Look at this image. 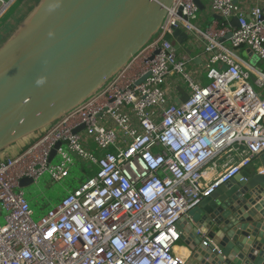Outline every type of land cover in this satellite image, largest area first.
<instances>
[{"label": "built area", "instance_id": "1", "mask_svg": "<svg viewBox=\"0 0 264 264\" xmlns=\"http://www.w3.org/2000/svg\"><path fill=\"white\" fill-rule=\"evenodd\" d=\"M15 1L0 0V18ZM209 8L220 20L202 32L195 0H174L124 68L21 154L0 159V264H188L178 223L221 185L245 180L264 154V70L237 55L247 49L264 65V3L248 14L235 0ZM175 28L203 42L207 84L187 71ZM172 77L187 95L178 104L166 92ZM75 161L94 174L35 221L20 181L59 182Z\"/></svg>", "mask_w": 264, "mask_h": 264}, {"label": "water", "instance_id": "2", "mask_svg": "<svg viewBox=\"0 0 264 264\" xmlns=\"http://www.w3.org/2000/svg\"><path fill=\"white\" fill-rule=\"evenodd\" d=\"M173 1L41 0L0 47V153L101 89L155 36ZM171 39L182 47L189 35L175 28ZM259 163L264 171V154ZM241 178L178 223L188 264H264V173Z\"/></svg>", "mask_w": 264, "mask_h": 264}, {"label": "crops", "instance_id": "3", "mask_svg": "<svg viewBox=\"0 0 264 264\" xmlns=\"http://www.w3.org/2000/svg\"><path fill=\"white\" fill-rule=\"evenodd\" d=\"M19 1L25 2L26 0H16L13 5H15ZM27 1H29V6H28L29 11H33L37 7V5L39 4V2L41 0H27ZM199 1H200V7L202 8V10H198L197 19L193 23L202 32H205L208 28H210L211 26H214L215 21H219L220 19L218 16H216L210 12L209 0H199ZM235 1H236V4L246 14L249 13V11L251 10L252 7H254L256 5H262L264 3V0H235ZM224 43L227 47V45H228L227 41H225ZM178 54L180 56H186L189 60L192 61V65H191L192 72L196 73L195 76L200 77L199 75L202 72L203 66L206 63V60L209 56L203 50V42L199 41L195 35H191L189 37V41L184 46L178 47ZM237 55L242 61H244L246 64L250 65L251 67H254L257 69H263V64L261 62H258V60H255V58L251 55V53H249V51L247 49H241L239 52L237 51ZM201 79H202V77H201ZM200 82H202V81L200 80ZM166 92H167V96H168V101L170 103L178 104V103L182 102L183 100H185L187 97L186 91H185L184 87L181 85L168 86ZM263 94H264V92H263ZM44 132H45V130L37 132L35 134H32L28 137H25L21 141L14 143L13 145L9 146L8 148L4 149L0 153V159L16 157L17 155L21 154L31 144H33ZM92 146H93V144H91V143L87 144V147L89 150L95 151V147L92 148ZM257 167H261L259 162L256 164H253V166L249 167V169L246 171V173H243V174L246 176L252 175V174H247V173H253L254 172V174H255ZM72 189H68V190L70 191ZM67 192H65L64 195ZM27 200H28V202H30V199H27ZM180 245H181L180 248L178 247V253H180V250H184V251H186V253H188L187 254V257H188L189 252L187 251L186 245L182 241L180 242Z\"/></svg>", "mask_w": 264, "mask_h": 264}, {"label": "rangeland", "instance_id": "4", "mask_svg": "<svg viewBox=\"0 0 264 264\" xmlns=\"http://www.w3.org/2000/svg\"><path fill=\"white\" fill-rule=\"evenodd\" d=\"M28 6H29V1L27 0L25 2L19 1L8 9L5 15L0 18V37L10 33L11 31L16 32L17 30H19V28L31 15L30 13L31 11H29ZM168 39L171 40L170 38ZM263 69H264V65H263ZM187 71L192 72L191 66L189 65L187 66ZM201 77H202L201 79L202 83L207 84L208 81L205 78V72H202ZM171 80L175 82V84L177 85L181 83V79L178 77H172ZM263 92H264V88L261 90L262 97H264ZM92 148H94V146H92ZM92 152L93 155L97 156V152L95 151ZM56 162H57V158L54 159L53 163ZM251 166H253V163L251 164ZM248 169H244L243 173H246ZM258 169L259 167H257L255 173L258 171ZM94 171H95V167H91V165H89L88 163L75 161L74 165L70 168L69 175L66 178L62 179L61 181L55 182L52 179H50L48 175H44L36 183L24 187L22 191L25 194V198L30 199V202L28 203L30 204V207L33 210L32 218L35 221L38 220L45 213L47 209L58 203V201L62 198L64 193L69 191L68 189L75 188L78 185V183L81 182L83 179L94 174ZM247 174L253 175L254 172ZM0 224H3L1 218H0Z\"/></svg>", "mask_w": 264, "mask_h": 264}, {"label": "trees", "instance_id": "5", "mask_svg": "<svg viewBox=\"0 0 264 264\" xmlns=\"http://www.w3.org/2000/svg\"><path fill=\"white\" fill-rule=\"evenodd\" d=\"M14 32H10L8 34H5L3 36L0 37V47L3 45V43H5L12 35Z\"/></svg>", "mask_w": 264, "mask_h": 264}, {"label": "bare ground", "instance_id": "6", "mask_svg": "<svg viewBox=\"0 0 264 264\" xmlns=\"http://www.w3.org/2000/svg\"><path fill=\"white\" fill-rule=\"evenodd\" d=\"M259 202H264V198H260L259 199ZM187 241H188V239H186ZM180 253H181V255H182V259H186L187 258V254L188 253H186V251H184V250H180Z\"/></svg>", "mask_w": 264, "mask_h": 264}]
</instances>
